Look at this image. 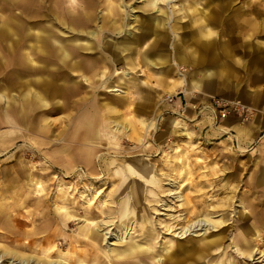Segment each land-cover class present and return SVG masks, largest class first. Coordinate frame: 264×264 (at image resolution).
Returning <instances> with one entry per match:
<instances>
[{
  "label": "rangeland",
  "instance_id": "rangeland-1",
  "mask_svg": "<svg viewBox=\"0 0 264 264\" xmlns=\"http://www.w3.org/2000/svg\"><path fill=\"white\" fill-rule=\"evenodd\" d=\"M53 1L38 0L39 3L47 5H52ZM85 1L87 0H62L63 10L68 14V21L72 13L78 10ZM92 1L96 7L93 8L91 26L82 29L81 33L76 31L81 30L77 25L70 26L66 22L56 21L54 15L58 14L50 5L47 8L44 7L41 14L46 11L52 17V21L49 22L44 18L40 22L52 29L58 43L69 42L85 45L88 49L80 50L82 52L80 55L84 57L87 54V60L93 59L91 56L93 54L97 58L101 55L99 47L94 50L91 48L94 41L99 45H103V42L116 45L128 41L133 45L131 47L136 49L135 52L139 53L137 48L143 45L150 36L152 18L155 16L159 22L154 32L159 34L162 42L160 47L155 45V48L149 50L151 61L148 62L150 64L141 61H138L139 64L130 63L133 57L132 52L124 50L122 51L123 55L125 54L123 59L113 63L112 67L106 59H102V65L97 68L99 74L96 72L98 75L95 80L96 86H90L91 96L98 92H111L108 95L117 97L116 91H109L111 88L123 90L131 87L132 90V86L135 85L143 87L139 81L144 79L147 85L143 87L145 90L142 93L133 88V92L127 94L130 99L127 110L119 102L117 104L116 101H111V97L103 98L105 95L101 93L98 95L97 102L101 111L107 106H112L120 116L115 120L119 121L123 117L131 122V127L129 129L120 122L110 121V124L113 122L110 130L116 129L112 133L117 135V140L110 145L107 142L100 143L93 154L98 158L101 156L102 159L110 158L104 163L101 172L89 174L85 170L84 160L79 161V167L74 164L76 169L73 172L66 170L70 164L68 160L70 149L67 145L68 140L63 138L64 129L82 106L83 100L86 101L88 98L80 99L81 93L68 95L50 93L44 98L47 105L39 103V100L25 99L27 96H24L25 93L20 90L22 85L20 78L26 77L23 76V69L28 67L27 61L31 62V53H28L27 61L22 58V62L19 52L25 47L21 46L13 51L11 47L23 36L17 27H25L29 35L36 32L33 17L35 7H33V0H0V94L4 95V98L0 95V120L2 111L7 106L13 110L17 109L14 102L17 104L21 101L27 102L25 121L17 122L16 126L6 125L0 121V134L15 131L17 136L13 140L20 138L12 147H7L9 143L0 145V174L5 176L4 185H16V189L22 190L25 187L33 189L34 185L36 187L39 182L43 189H50L52 207L60 205L61 201L57 202L56 198L64 193L65 198L74 204L77 203L79 215L83 214L82 209L86 205H90L88 209L91 208L93 211V217L100 220L103 225L102 232H110L113 238L128 239L131 245L148 244L156 257H164L165 249H171L177 257L173 264H264V192L262 189L242 188L245 166L243 164L239 166V154L248 152L241 150L232 136L228 138V132L221 133L223 119L216 117L215 107L217 106L213 104L214 101L224 103L239 101L250 106L254 114L246 122H241L234 115L227 117L235 118L240 124H247L258 113H264V50L258 47L264 39V33L258 28V31L255 33L253 31L252 34L251 30L242 31L238 26L242 17L249 18L254 13L256 15L258 13V20L262 19L264 0H174L167 3L164 2L165 0L157 1L160 11L165 13L145 10L146 0H114L117 11L114 26L111 17L105 19L104 16L102 17L106 14L104 12L108 0ZM25 4H27L26 9L22 11ZM223 4L228 5L221 10V13L209 12L212 7ZM134 14L138 16L137 19L133 18ZM204 16L208 19L206 26L203 22ZM223 17H230L229 22L223 24L221 21ZM142 20H144L143 23H141ZM101 25L104 28H101ZM122 25H124L123 29L120 28ZM226 28L231 32L225 31ZM12 29L17 30L18 36H10ZM94 30L95 32L99 30L97 40L94 34L90 33ZM174 34L189 40L196 38L206 42L208 39L215 43H212L208 53L199 46L198 49L195 46L192 47V51H197L202 58L204 56V59L201 58L202 61L192 64L187 60L180 63L177 58H174L175 51L171 48V43L175 40ZM229 36L239 38L240 42L245 45L240 48L238 41L226 42V45L216 42V40H223ZM224 49L225 56L221 54V50ZM158 55L161 60L155 59ZM224 57H229L226 64L229 74L225 78L204 81L203 90L199 93L185 94L181 91L186 82L190 83L189 76L192 73L211 68L217 69ZM240 62L242 68H240ZM127 68L131 69L130 78L124 75L127 74L124 73ZM221 68L223 69V66ZM104 69H106V74ZM26 73L28 74V71ZM67 73L71 75L72 71H66ZM81 79L83 80L82 77ZM116 80L120 81L123 89L118 86ZM83 81L86 82V80ZM173 83L174 88L168 92ZM67 84V86L56 85L61 89L73 87L70 83ZM30 85L34 86L33 83ZM147 87L154 90L149 92ZM141 94L147 98V101L144 99L141 103ZM200 98L209 100L210 104H205L210 113L206 115L212 119L210 118L211 122L206 121V118L199 124H192L188 120L189 113L192 110L198 111L202 107V104L198 103ZM142 120L145 123L152 120V123L144 129ZM41 123L49 125V131L45 134L38 129ZM110 124L107 122L108 126ZM122 125L126 129H119ZM21 127L23 129H18ZM124 132L128 135L123 134ZM140 138L143 140L141 141ZM32 139H40L45 143H38L37 146ZM78 140L90 144L85 140L82 141L81 138ZM53 144L57 145L53 147ZM62 148L64 152L60 154ZM73 148L77 154V149L84 147L74 146ZM40 150H43V153ZM56 158H61V161L53 165L51 161ZM128 163L138 164V167L146 166L144 168L149 170L146 179L150 177L156 182L144 181L133 172L125 170ZM22 174L25 183L19 185ZM7 189H12V187L7 186L0 192L2 193L0 196L7 194L8 198L5 199L7 201H10L11 197L14 199L22 196V193L18 192L10 197ZM71 189L73 190L70 191ZM86 190H90L89 195L85 192ZM175 191L177 194L167 195ZM132 192L134 195L131 194ZM130 194L132 197L139 196L135 199L140 205H133L134 197L125 198ZM2 198L0 197V204L5 201ZM101 200L103 204L96 215V205ZM198 200H201L199 204L196 203ZM124 201L127 204V214L120 217L119 206ZM22 216L27 215L15 213L14 217L21 218ZM173 217L183 218L176 228L184 227L188 220L196 219L208 220L214 227H207L204 233L202 230V232L193 231L179 238V230L174 231L172 228L171 219ZM149 221H152L155 230L153 235L145 241L144 238H147L149 232ZM249 223L254 229L250 235L245 234L248 228L246 224ZM88 226L91 227L89 224L80 222L73 227H65V232H63L69 234L72 239L73 237L79 239L81 235L86 236L90 229ZM15 232V230L10 232L7 227L0 228V242L4 241L8 247H12L14 243H22L25 237ZM241 235H244L245 242L240 240ZM48 240L49 244H52L49 251L56 248L63 255L70 254L67 244L60 245V241L55 236H49ZM112 242L116 243L112 247H118L117 245L120 244L116 239ZM100 243L103 249L109 247L101 240ZM45 245L37 244L36 250L39 255L42 249L46 248ZM25 252L34 254L32 251ZM144 263L155 264V261L147 260ZM164 264L172 263L164 262Z\"/></svg>",
  "mask_w": 264,
  "mask_h": 264
},
{
  "label": "bare ground",
  "instance_id": "bare-ground-1",
  "mask_svg": "<svg viewBox=\"0 0 264 264\" xmlns=\"http://www.w3.org/2000/svg\"><path fill=\"white\" fill-rule=\"evenodd\" d=\"M146 1L147 3L145 4V7H146L145 10H152V11H155V13L156 11H159V13L163 12V11H160V8L157 6L158 5L157 1L159 0H146ZM171 1H174V0H165L164 2L167 3ZM33 4H34L33 7H35L34 12H33V17L35 21L34 28L36 29V32L33 35H28L26 33L28 31L26 30L25 27L23 26L17 27V29L20 30L23 36H21L22 38L21 40L15 43H19V42L23 43V41L25 39L27 40L28 38H30L33 41L32 45L29 46L28 53H31V55L33 56V59L35 60V68L32 70V72L36 74V77H38L37 81L42 82L43 84H46L48 87L50 85L51 87L53 85L54 78L56 76L62 77V76H59V74L65 73L67 71L66 68H70L72 69V71L76 73H77V70H74V69H79V68L86 70V71H90L91 73L92 69H94L93 67L94 65H91L88 62H86L87 63L86 64L83 62V60L77 59V57H80L79 54L80 53L82 54L80 49L85 50L88 48L85 46H80V44H70L69 45L68 42L58 43L55 39L56 34L52 31V29L49 26H44L40 24V22L43 21L44 18L49 22L52 21V17H50V15L46 11L41 14V11H43V8L44 7L47 8L50 5L53 7V9L58 14L57 16L54 15L56 21L58 22L61 21L62 23L66 22V24L67 25L70 24V26L77 25L79 28H81V30L79 29L76 31L81 33L82 29H84L85 27L91 26V21L93 20V13H94L93 8L96 7L94 1L92 0L85 1V3L78 8V10L72 13L73 15L70 16L71 21L70 19L68 21V14L63 10L62 0H54L52 5L51 4L47 5L46 3H42V2L39 3L38 0H33ZM227 5L228 4L214 6L209 10V12L212 14H214L213 12L221 13V10ZM26 6L27 4L23 6L22 11L26 9ZM167 9L169 8L167 7ZM122 10H123V7H122ZM104 13L106 14L102 15V17L104 16V19L111 17L113 20L112 24L114 26L115 17L117 14L116 2L114 0H108ZM257 15L256 13H254L251 17H249L253 21H251L248 17L246 18L242 17L241 21L238 23L240 30L243 31L245 29H248V31L251 30L252 34H253V31L254 33L257 32L258 28L259 30L264 31V24H263L264 17L258 20ZM133 18L137 19L138 16L134 14ZM155 18H156L155 16L152 18L153 20L150 25V28H151L150 36L144 42V47H145V50L147 51L151 50V48H155V45L157 47H160V44L162 42V40L159 37V34L154 32L158 28V25H159L158 20ZM203 18H204L203 22H205L204 24L206 26L208 24L207 16H204ZM229 20H230V17L229 18L223 17L221 21L223 24H226L229 22ZM143 21L144 20H142L141 23H143ZM262 24H263V29H261ZM123 26L124 25H122L120 28L123 29ZM100 27L104 28V26L102 25ZM225 31H228L229 33L231 32V30L228 28H226ZM90 33L94 34L93 36L97 40V33L99 34V30L96 32L94 30ZM10 36L11 37L18 36L17 30L12 29ZM173 37L175 40H173L174 42L171 43V48L174 49L175 51L174 58H177V60L180 61V63L182 61L189 60L192 64H194L196 63V61L202 58V56L197 54V51L196 52L192 51L193 46H195L196 49H198V46H199V48H202V50L208 53L210 51L209 48H211L212 43H215V41L213 42L212 40H208V39H206V42H202L200 39H196V38L189 40L188 38H181V36L178 34H174ZM223 40H216V42L217 43L220 42L224 45L232 41H238L240 44L243 43V42H240L239 38L236 39L232 36H229ZM189 41L191 42L187 43ZM103 43H104L103 45H99V43L97 44L94 41V44L91 46L93 50L95 48L102 47L103 50H105V52L106 50L108 51V53H105V52H102V50L100 49L101 55L96 60H93L94 62H99L103 58L106 59L108 62H113L117 54L120 53L121 51H124V48L126 49V47H128V45L130 44L128 41L121 42L116 45H110L108 42L106 43L103 42ZM188 45H191V46L189 47ZM224 52H225V49L221 50V54H224ZM121 55L123 56V54ZM22 56L24 58V55H21V57ZM142 56L145 57L146 54ZM223 56H225V54ZM108 57H110V59H108ZM155 59L159 60L160 55H158ZM202 59H204V56ZM48 65H52V67L48 68ZM103 71L105 73L106 69H104ZM124 73H127L126 69L124 70ZM212 74L213 73H210L209 71L208 76ZM93 76H95V74H93ZM102 76H103V80L105 81L106 80L105 75L103 74ZM88 81L89 80H87L86 82ZM189 87L193 88L195 91H198V92L200 90V87L197 84L195 85L191 83L187 85V82H186V86L183 87V90H186ZM109 91H116V93H122V94H124L125 92L123 90L114 89V88H111ZM91 152H93V148L91 149ZM137 165H135L134 163H128L126 165L127 169L125 170L131 173L133 172V174H136L139 178H142L144 181H149L152 183L156 182V181L154 182L153 180H151L150 177L146 179L149 173V170L147 168H144L146 166L140 165L141 167H138ZM70 166L71 165L69 164V167ZM70 170H72L71 167L69 171ZM95 170L96 169H94V167H88V169H86V171L91 175L97 173V171ZM87 189H92V188H87ZM7 190H9L8 194L10 195V197L18 192L22 193V196H17L14 199L11 197L10 201L5 200L6 198H8L7 194H3L2 196H0V197H3L2 198L3 201L5 200L4 202L0 204V228L7 227V230H9L10 232H13V230H15L16 231L15 233H18L21 236H24L25 238L22 243L12 244V247H8L6 245L7 243H5L4 241L0 242V264H146L144 262H146L147 260L151 262L155 261V264H164V262H169L173 264V262L177 260L176 254H174V252H171V249H167V248L165 249L164 254H163L164 257H156L154 251L148 244L147 245H131L128 243L129 242L128 239L124 240L123 238L122 240V237L113 238L112 234L110 235V232L105 231V230H103L105 232H102L103 225L102 223H100V220L95 219L93 217V214H94L93 211L91 210V208L88 209L90 205H86V207L82 209L83 214L79 215V207L77 203L74 204V202L69 201L68 198H65L66 196L64 193L59 194L58 198H56L57 202L59 200L61 201L60 205L58 203L59 206L52 207V204L50 203L51 202L50 189H43L42 186H40L39 182H37L36 184V189H22V190L21 189H7ZM72 190L73 189H71L70 191ZM1 191L2 189L0 190V192ZM85 192H87L88 195L90 194V190L89 191L86 190ZM1 194L2 193H0V195ZM131 194L134 195L133 192ZM131 194L130 196L126 195L125 198L131 199L134 197L133 205H136V204L140 205V203L137 202L135 199V198H139V196L132 197ZM173 194H177V192L175 191L167 195L173 196ZM82 199H85V198L82 197ZM102 200L99 201L96 205L97 207V211L95 212L96 215L100 212L101 206L103 204ZM200 201L201 200H198L196 201V203L199 204ZM126 205H127L126 201H124L119 206L120 217H123L124 215L127 214ZM114 212L116 211L114 210ZM15 213H22L27 216H22L21 218H15L14 217ZM182 219L183 218H177V217H173L171 219L173 222L172 228H174V231L179 230V233H180L179 238L185 237L186 235H189V233L193 231L202 230L204 233L207 227H211V228L214 227V225L208 220L196 219L193 221L188 220V222L186 223L184 227L176 228L177 224H179ZM80 222L83 224L84 223L89 224L91 226V227L88 226L90 229H88L89 231H87L86 236L81 235L79 239H77V237H73L74 239H72V237L69 234L67 235L64 233L65 227L67 228H69L70 226L73 227L76 223H80ZM151 222L149 221V224H150L149 230H148L149 232H148L147 238H144L145 241H147L149 237L153 235V232L155 230V226ZM105 224L106 223H104V225ZM246 225L248 228L245 231V234L248 233V235H250L254 231V229L251 227L250 223ZM28 226H30L29 229H26V227ZM49 236H55V238L60 241L59 243L60 245L67 244V246L70 249L69 250L70 254L66 253L67 255H63L59 253L60 251L56 248L53 251H49L52 247V244H49L50 242L48 240ZM108 238L109 239L111 238V240H108ZM113 239H116L117 241L120 242V244L117 245L118 247H112V245L116 244L112 242ZM241 239L243 240V242H245L244 235L240 236V240ZM100 240L103 241L109 247L108 248L106 247L105 249L101 248L102 244L100 243ZM40 243L46 244L45 245L46 248L42 249L41 255H39L38 251L36 250L37 244H40ZM25 251H30V252L32 251L34 254L32 253L28 254ZM187 256L188 254L186 255V258Z\"/></svg>",
  "mask_w": 264,
  "mask_h": 264
},
{
  "label": "crops",
  "instance_id": "crops-1",
  "mask_svg": "<svg viewBox=\"0 0 264 264\" xmlns=\"http://www.w3.org/2000/svg\"><path fill=\"white\" fill-rule=\"evenodd\" d=\"M261 29H263V27ZM261 32L264 33V31H262V30H261ZM26 33L28 34V32H26ZM27 40H29L30 42H28ZM27 40L25 39L23 41V43L22 42L15 43L11 47L12 51L14 49H19L21 46L25 47L19 52L22 62H23V59L25 61H27L26 57H27L28 52H29L28 51L29 46L32 45V42H33L30 38H28ZM70 44H75V43H69V45ZM244 45H245V43L240 44L239 47L242 48ZM80 46H85V45L80 44ZM131 46H133V45L129 44L128 47H126V49L124 48V50H131V52H132L133 57L130 59V63L139 64L140 62H138V61H141L142 63L150 64L148 62V61H151L150 56H149L150 54H149V51L145 50L144 44L137 48V50H139V53H136L135 52L136 49L134 47H131ZM258 47H260L264 50V41H261L260 44L258 45ZM99 49L103 50L102 47H100ZM80 50H84V49H80ZM105 53H108V51ZM80 54H79L80 57H77V59L83 60L84 63L88 62L91 65H94L93 66L94 69H92L93 73L92 72L90 73V71H86V70H83L80 68L74 69V70H77V73H76V72L72 71V69L66 68L67 71H69V70L72 71V74L71 75L69 73L66 74V72L60 73L59 76H62V77L56 76L53 80V85L51 87H50V85L48 87L46 84H43L42 82L37 81L38 77H36V74L32 72V70L35 68V60L33 59V56L31 55V62L27 61L28 67L27 68L24 67V69H23V71H24L23 76H26V77L20 78V80L22 81V85H21L20 90H23V92L25 93L24 96H27L25 99H31V100L34 99L37 101L39 100L38 102L39 103L42 102L43 105L48 104L44 100V98L47 95H49L50 93L62 94V95H68L70 93L71 94L72 93H81L79 96L80 99L83 97L88 98V100H86V101L83 100L84 102H82V106L79 108V110L76 113V115L74 116V118L71 121H69V124L66 126V129H64V137L63 138L65 140H68L67 145L70 149L68 152V154H69L68 160L70 161V165H71L70 167L72 168V170H71L72 172L76 169L74 167V164H76L77 167H79L78 163L80 160H84V162H86L85 170L88 169V167H94V169H96L95 171L101 172L103 169L104 163L108 159L110 160V158H103L102 159L100 156V158L98 159V157L93 156V154H95V149L97 148V146L100 143L107 142V144L110 145L112 142H115L117 140V135L115 133H112L116 129L110 130V127L111 128L113 127V122H112V124H110V121H117L115 119L119 115L117 114L118 111L116 112V110H113L112 106H107L105 108V110H103V111L100 110V106L98 105V102H97V99L99 98L98 97L99 93L105 95L103 98L111 97V101L112 100L116 101L117 104L119 102V104L124 105L125 110H127V107L129 106V103H130V99L127 97V94L133 92V88H134V90L142 93L145 90V88H143V87H146L145 85H147V83L144 79H142L141 81H139V83H142L143 87L135 85V86H132L133 88L131 90L130 89L131 87L127 88V89H123L121 84H120V81L116 80L115 82H117L118 86L125 91L124 94H119V93L115 92V94H117L118 96L113 97V96L108 95V93H111V92H98L96 95L91 96V93L89 92V90L91 89L90 86L91 87L96 86L95 80H97V77H98L97 74H99L98 73L99 71L97 70V68L102 65V60H100L99 62H94L93 60L97 59L95 54L91 55L93 59H89V60H87V58H86V57H88L87 54H85L84 57H82ZM121 54H123L122 51L117 54V56L115 57V59L113 60L112 63L108 62V64L111 66V65H113V63L118 62L119 59H123V57L125 55L122 56ZM144 54H146L145 57L142 56ZM21 55H24V58H23V56L21 57ZM108 59H110V57H108ZM224 59L221 61V63H219L220 67L217 69L216 68L206 69V70L198 72V73L194 72L189 76L190 82L192 84H195V85L197 84L200 87L199 92H202V90H203V87L205 85V84H203L204 81H209V80H212L214 78H225L229 74L228 66H226L227 60L229 59V57L228 58L224 57ZM159 60H161V57ZM236 60L239 61L238 59H236ZM199 61H202V59H199L196 62L198 63ZM92 63H94V64H92ZM239 64H240V68H242L243 66H242L241 62ZM110 66H109V69L112 67V66L111 67ZM222 66H223V69L221 68ZM51 67H52V65H48V68H51ZM217 67H218V64H217ZM130 70H131L130 68H127L126 69L127 74H124V73L123 74L130 78L131 77V75H130L131 71ZM26 71H28V74L26 73ZM209 71H210V73H213L210 76H208ZM88 72L90 74H87ZM96 72H97V74H96ZM93 74H96V75L93 76ZM63 76H64V78H63ZM81 77L83 78V80H86L87 78H89L90 82L86 83L85 81H83L81 79ZM67 79H69L70 81H68ZM158 80H160V79H158ZM30 83H33L34 86H31ZM67 83H70L71 85H73V87L61 89L56 85V84H58V85L60 84L63 86H67L68 85ZM191 83H188L187 85H189ZM174 86L175 85L173 83L168 92H171V90L174 88ZM184 86H186V85L182 86L181 91L185 94H188L191 92L199 93L198 91H195L193 88H190V87L186 90H183ZM148 90H149V92L150 91L152 92L154 89L149 87ZM0 95L4 98V95H2V94H0ZM144 99L146 100L147 98L142 95L140 98L141 103L144 102ZM208 102H209V100L206 101V100H203L200 98L198 103L202 104V107H205V110L201 113H198L195 110L190 111V113H189L190 117H188V120L191 121L192 124H199L203 120H206V118H207L206 121L211 122L212 118L206 115L207 113H210V111L207 109V105H206ZM14 104L17 105V109L11 110V109H9V106H7L2 111V117H1L0 121L4 122L6 125L16 126L18 124L17 122L23 121V120L25 121L27 119L26 118L27 112L25 109L27 102L21 101L18 104L14 102ZM208 104H210V103H208ZM187 115H188V113H187ZM152 120L150 122H146V123L144 120L141 121V123L144 125V129L146 127L147 128L149 127V125L152 123ZM107 122L110 124L109 126L107 125ZM117 122L124 124L126 127H129V129L131 127V125H130L131 122L126 121L123 117H121V119ZM222 122L223 123H222L221 133L222 132H224V133L228 132V134H229L228 138L230 136H232L237 141L240 149L244 150V152H248L245 154L241 153L242 155L239 154L240 155L239 156V161H240L239 166L241 164H243V166H245L244 176L242 175V178L244 179V183H243L242 188L243 189H262V191L264 192V113H258L256 115V117L247 124H240L237 122V120L235 118H226V119H223ZM124 125H122V128H119V127L118 128L121 130L126 129L124 127ZM18 129H23V128L21 127ZM38 129H39V131L44 132V134H45L46 132L49 131V125L47 123H41L39 125ZM131 130H132V128H131ZM123 134L128 135L127 132L126 133L124 132ZM16 136L17 135H16L15 131L0 134V145L9 143L7 145V147L8 148L12 147L20 139V138H17L15 140H13ZM78 138H81L82 141L85 140V141L89 142L90 144L83 143V142L79 141ZM32 140L34 141L33 143H36L37 146H38V143L39 144L45 143L44 141H42L40 139L39 140L38 139H32ZM140 140L142 141L143 138H140ZM231 142H232V144H234L233 139H231ZM56 145L57 144H53V147ZM74 146H81L84 148H78L77 154H76L75 153L76 150L73 148ZM92 148H93V152H91ZM43 149H45V148H43ZM47 149H48V147L46 148V150ZM40 152L43 153V150H40ZM63 152H64V150L62 148V151L59 153L62 154ZM60 161H61V158L60 159L56 158V160L51 161V163L53 165H55V164L60 163ZM0 163H1V161H0ZM70 167L69 166L66 167L67 168L66 170H69ZM240 170L242 171L241 168H240ZM4 178H5V176L3 174H0V179H2V181L0 180L1 181L0 189H5V188H7V186L12 187V189L17 188L16 185H4L5 184ZM23 178H24V176L22 174V179H20V181L18 182L19 185H23L25 183ZM23 187H25V186H23ZM25 189H29V188L25 187ZM33 189H36L35 185H34ZM263 196H264V193H263Z\"/></svg>",
  "mask_w": 264,
  "mask_h": 264
},
{
  "label": "built area",
  "instance_id": "built-area-1",
  "mask_svg": "<svg viewBox=\"0 0 264 264\" xmlns=\"http://www.w3.org/2000/svg\"><path fill=\"white\" fill-rule=\"evenodd\" d=\"M217 107V115L218 119H225L229 115H234L240 119L241 122H246L250 120L254 114V110L239 101H230V103H224L220 101H214L213 103ZM195 109V106H194ZM205 110V107H201L197 112L201 113Z\"/></svg>",
  "mask_w": 264,
  "mask_h": 264
}]
</instances>
